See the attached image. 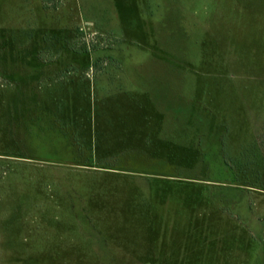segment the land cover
<instances>
[{
    "label": "rangeland",
    "instance_id": "374dc122",
    "mask_svg": "<svg viewBox=\"0 0 264 264\" xmlns=\"http://www.w3.org/2000/svg\"><path fill=\"white\" fill-rule=\"evenodd\" d=\"M3 51L0 264H264V0H0ZM38 108L197 180L70 165Z\"/></svg>",
    "mask_w": 264,
    "mask_h": 264
},
{
    "label": "trees",
    "instance_id": "16d2710c",
    "mask_svg": "<svg viewBox=\"0 0 264 264\" xmlns=\"http://www.w3.org/2000/svg\"><path fill=\"white\" fill-rule=\"evenodd\" d=\"M52 0H48L50 2ZM89 47L86 44L83 46V50H76L73 49L74 53L83 54L87 53ZM19 53V52H18ZM18 53H7L1 52L0 53V76L6 77L14 74L20 73L23 76L26 75H33L38 73V67L31 66L28 60V55L22 53L23 56L18 55ZM31 56V54L29 55ZM43 60V59H42ZM47 62L46 60H43ZM27 109V108H26ZM183 109V108H181ZM36 113H35V112ZM33 115L31 113L27 114L26 117L23 118L20 126H17V130L21 131L22 129H27V137L26 139L30 138L31 135L30 126L27 124V118L29 122H34L36 124L37 129L43 130V128L47 127L55 136L61 139L64 142V145L70 152L71 158L70 161L67 163L77 167H85V168H99V169H111L113 171H119L117 174L128 173L130 176H134L136 174L139 175H146L152 176L154 179L158 177L168 178V179H183V180H197L193 178L192 175L185 176L182 173H178L167 169L160 168L159 165L163 166L166 165L168 167H174V162L169 159L168 151H164L161 153L160 151H156L157 153L149 152L146 150H131L127 149L120 154H116L114 156H110L105 158L104 155H97L95 146L92 145L89 141H86V138H83L82 135L79 134V129L76 127L75 122L70 121L69 119H61L52 118L44 119L42 123L40 120L42 118V109L38 108L35 109ZM182 113V112H180ZM179 113V114H180ZM160 114V113H157ZM191 112H189V115ZM162 115V114H160ZM188 115V116H189ZM163 116V115H162ZM22 133V131H21ZM20 137V134H19ZM89 138V137H88ZM155 139V138H154ZM154 139L151 140L150 146L158 148L159 144L154 142ZM157 139V138H156ZM164 147L170 149V147L164 143H161ZM180 144V143H179ZM181 146V144H180ZM194 148L190 147H182L185 150L189 151L192 150L196 154V161L197 165L202 167L205 164L206 159L208 158V153L210 152L206 148L202 147V144L198 146H193ZM161 154V155H159ZM211 154V153H209ZM222 156L224 157L223 153ZM186 165L191 166L190 162H185ZM96 164V167H95ZM144 165V166H143ZM144 167L146 169H140L139 167ZM112 167V168H111ZM189 168V167H185ZM201 181V180H199ZM202 182H208L207 180H202Z\"/></svg>",
    "mask_w": 264,
    "mask_h": 264
}]
</instances>
